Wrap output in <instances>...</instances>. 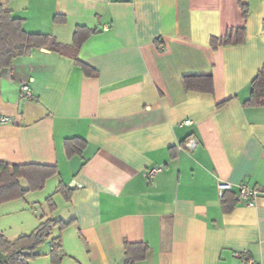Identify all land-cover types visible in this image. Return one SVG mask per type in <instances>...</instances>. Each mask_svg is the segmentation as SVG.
I'll return each mask as SVG.
<instances>
[{
  "label": "crops",
  "instance_id": "1",
  "mask_svg": "<svg viewBox=\"0 0 264 264\" xmlns=\"http://www.w3.org/2000/svg\"><path fill=\"white\" fill-rule=\"evenodd\" d=\"M0 4L26 33L62 45L76 27L96 31L78 52L95 77L46 48L0 71V161L57 167L43 188L51 183L54 194L43 218L68 223L52 229L61 264H124L126 242L148 247L136 264H240L234 253L243 251L264 264V107L243 106L264 67V0ZM235 27L244 28L242 43L210 47ZM205 74L212 94L184 89L183 76ZM22 84L34 100L22 98ZM71 138L85 146L68 158ZM190 138L194 149H177ZM219 182L231 190L220 194ZM59 183L71 193L56 204ZM241 185L258 192L252 206L238 200ZM226 193L235 200L229 213L220 205ZM11 203L0 214L25 211Z\"/></svg>",
  "mask_w": 264,
  "mask_h": 264
},
{
  "label": "trees",
  "instance_id": "2",
  "mask_svg": "<svg viewBox=\"0 0 264 264\" xmlns=\"http://www.w3.org/2000/svg\"><path fill=\"white\" fill-rule=\"evenodd\" d=\"M247 9L243 7V15ZM54 21L62 22L63 19L55 17ZM95 30L76 27L70 45H62L49 35L26 33L22 29V21L12 16L11 11L0 4V71L9 68L12 61L30 53L34 49L46 48L54 53L71 59L78 66L85 77H95L96 71L78 59V52L82 44ZM244 28L235 27L228 29L221 37H212L210 47L215 50L220 46L240 44L244 39ZM186 91L212 94L213 81L210 74L185 75L181 78ZM218 104L217 106H221ZM246 108L264 107V67L257 73L251 82L250 97L243 103ZM85 142L78 138L66 139L64 150L66 157L80 155ZM56 166L42 164L12 165L0 161V205L22 199L27 193L43 190L48 179L56 176ZM21 181L26 183L22 187ZM57 193L65 200H69L71 190L66 189L62 183L57 187ZM46 203L52 210L54 205L51 197L46 198ZM235 204L232 194L226 193L221 197L220 205L224 213H229ZM68 223L52 219L40 218L37 227L29 234L19 236L14 241H8L0 233V264H28L37 248L50 237L53 228L60 230L66 228ZM50 259L53 264L61 261V238H52L50 243ZM148 253L144 244L124 243V264H136L142 261Z\"/></svg>",
  "mask_w": 264,
  "mask_h": 264
},
{
  "label": "rangeland",
  "instance_id": "3",
  "mask_svg": "<svg viewBox=\"0 0 264 264\" xmlns=\"http://www.w3.org/2000/svg\"><path fill=\"white\" fill-rule=\"evenodd\" d=\"M50 184L51 183H47L42 193H40V191L27 193L24 196L25 199L22 198V199H19L18 201L15 200L16 202L11 201L13 202L11 203L12 205H8V206H14L16 204L22 205L23 203V206L25 209L24 212L19 213L18 211L14 209L15 211L8 210V212L5 211L3 214H0V229H2L0 231H3L2 233L6 240L14 241L15 239H17L18 235H21V233H23V232H20L19 230V227H18L19 224L16 225L17 227L13 225L14 222L21 223L22 221L23 226H25V234L27 235L28 233H31L37 227V223H38L37 219L40 220L41 217L50 215L52 210L48 208L49 206L44 200V194L50 195L51 198L54 195V194H49V193H53L52 192L53 190H50ZM21 185L22 187H25L26 183L24 181H21ZM61 198L62 197L58 193V195H56L55 198L53 199V202L57 204L60 202V200H62ZM0 212H3V211H0ZM59 212H61V209H59ZM52 233L53 231H51L50 237L46 239L37 248V251L33 254V257H31L28 260V264H53L50 259V247H49V243L51 239L54 238L52 236ZM57 264H61V261L60 263H57Z\"/></svg>",
  "mask_w": 264,
  "mask_h": 264
},
{
  "label": "built area",
  "instance_id": "4",
  "mask_svg": "<svg viewBox=\"0 0 264 264\" xmlns=\"http://www.w3.org/2000/svg\"><path fill=\"white\" fill-rule=\"evenodd\" d=\"M103 30L106 31L107 27L104 26ZM19 91H20L22 98L28 101L34 100V96L30 88L28 87V85L22 84L19 88ZM1 121L7 122L8 119L2 118ZM184 123L189 124V121H185ZM196 145H197L196 140L190 138L186 140L182 145L178 146L177 149L178 150H192L196 147ZM162 169H163L162 167L153 168L148 172V176L152 177L156 175L157 173L161 172ZM216 187L220 194L231 190V185L229 183L219 182L217 183ZM257 194L258 192L255 189L249 188L246 185H241L237 191V198L238 200L244 202L247 206H252L254 204L255 198L257 197ZM234 256L240 259V264H259L252 257H250L245 251L240 252V253L235 252Z\"/></svg>",
  "mask_w": 264,
  "mask_h": 264
}]
</instances>
